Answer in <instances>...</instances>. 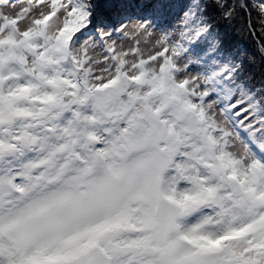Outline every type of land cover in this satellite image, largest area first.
Returning <instances> with one entry per match:
<instances>
[{
  "label": "snow or ice",
  "instance_id": "snow-or-ice-1",
  "mask_svg": "<svg viewBox=\"0 0 264 264\" xmlns=\"http://www.w3.org/2000/svg\"><path fill=\"white\" fill-rule=\"evenodd\" d=\"M240 16L264 37V0H0V264H264Z\"/></svg>",
  "mask_w": 264,
  "mask_h": 264
},
{
  "label": "trees",
  "instance_id": "trees-1",
  "mask_svg": "<svg viewBox=\"0 0 264 264\" xmlns=\"http://www.w3.org/2000/svg\"><path fill=\"white\" fill-rule=\"evenodd\" d=\"M213 16L216 13L212 12ZM252 22L255 24V13L252 14ZM222 31L227 32V41L230 47L239 48L245 54L246 75L251 77L250 82L259 85L261 80H264V57L259 52L258 42L264 39L256 30V35L253 36L245 26V18L238 17L231 28H227L223 22H219ZM249 58H253L254 62H249Z\"/></svg>",
  "mask_w": 264,
  "mask_h": 264
},
{
  "label": "rangeland",
  "instance_id": "rangeland-1",
  "mask_svg": "<svg viewBox=\"0 0 264 264\" xmlns=\"http://www.w3.org/2000/svg\"><path fill=\"white\" fill-rule=\"evenodd\" d=\"M131 2H132V3H139L140 0H131ZM100 12H101V14H106V13H107V10L104 9V8H101V9H100ZM133 13L138 14V13H137V10H136L135 8L129 9V14H133ZM110 14H111L112 16H115V13H114V12H112V13H110Z\"/></svg>",
  "mask_w": 264,
  "mask_h": 264
}]
</instances>
